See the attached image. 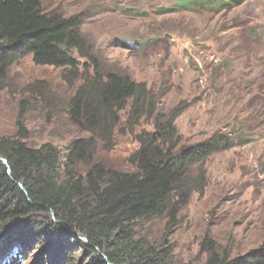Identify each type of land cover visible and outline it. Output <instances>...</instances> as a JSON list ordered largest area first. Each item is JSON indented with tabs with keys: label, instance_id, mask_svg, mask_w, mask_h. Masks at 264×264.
I'll return each instance as SVG.
<instances>
[{
	"label": "rangeland",
	"instance_id": "rangeland-1",
	"mask_svg": "<svg viewBox=\"0 0 264 264\" xmlns=\"http://www.w3.org/2000/svg\"><path fill=\"white\" fill-rule=\"evenodd\" d=\"M219 1L160 11L176 0H41L47 11L84 14L82 33L102 74L146 82L161 112L183 108L175 120L183 143L197 144L217 130L236 137L234 146L204 163V191L193 193L171 231L177 264H204L206 235L230 256L264 239V0ZM79 59L93 74L94 61ZM73 93L60 68L36 64L31 55L19 58L0 87V135L31 146L51 142L65 152L71 141L90 135L70 118ZM153 128V120L143 118L137 130ZM138 147L119 127L114 147L98 144L93 161L130 169L128 158ZM165 225L155 219L140 232L159 240ZM23 236L20 231L13 241ZM13 243L0 264H11ZM30 248L29 258L13 264H36L50 252L41 243Z\"/></svg>",
	"mask_w": 264,
	"mask_h": 264
},
{
	"label": "trees",
	"instance_id": "trees-1",
	"mask_svg": "<svg viewBox=\"0 0 264 264\" xmlns=\"http://www.w3.org/2000/svg\"><path fill=\"white\" fill-rule=\"evenodd\" d=\"M195 4L221 3L176 0L158 10ZM83 16L47 11L41 0H0V87L10 66L25 55L60 68L74 88L70 118L90 133L71 141L65 152L51 142L31 146L0 135V257L14 242L9 261L18 263L41 243L50 252L41 253L36 264H177L171 231L193 193L204 191V163L234 146L236 137L217 130L197 144L183 143L175 124L183 108L161 112L146 82L102 74L82 33ZM80 57L94 61L93 74ZM143 118L153 120L152 130H137ZM119 127L139 143L126 170L93 161L98 144L114 147ZM81 164L88 165L84 172ZM155 219L166 221V231L154 241L140 227ZM20 231L24 236L13 241ZM201 248L207 252L204 264H264V239L235 256L222 254L209 235Z\"/></svg>",
	"mask_w": 264,
	"mask_h": 264
},
{
	"label": "water",
	"instance_id": "water-1",
	"mask_svg": "<svg viewBox=\"0 0 264 264\" xmlns=\"http://www.w3.org/2000/svg\"><path fill=\"white\" fill-rule=\"evenodd\" d=\"M4 160V162L6 163V159H3ZM73 236H75V235H73Z\"/></svg>",
	"mask_w": 264,
	"mask_h": 264
}]
</instances>
